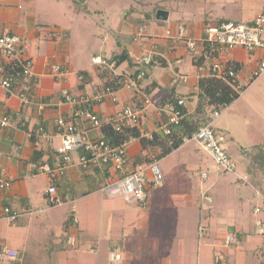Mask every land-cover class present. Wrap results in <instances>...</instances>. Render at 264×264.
<instances>
[{
  "label": "crops",
  "instance_id": "1",
  "mask_svg": "<svg viewBox=\"0 0 264 264\" xmlns=\"http://www.w3.org/2000/svg\"><path fill=\"white\" fill-rule=\"evenodd\" d=\"M259 1H247L245 8H242V6L238 8L237 4L241 2L239 0H213L212 4L215 5V9L206 10L202 8L203 12L197 21H193L191 18L185 19L181 16L172 19L168 23L171 11L167 10L168 18L166 20H162V22L149 21L141 29L135 28L129 18L125 20L122 16L123 29L117 30L116 38H112L109 32L103 33L102 45L92 57L99 55L107 58L121 47L127 49L133 62L143 56L154 57L151 65L146 70L147 74L141 79H136L135 74L138 65L136 66L135 63L130 65L126 61L119 64L100 65L90 60L87 64L76 66L72 62L69 49L72 30L69 28V38H62L61 35L62 30L67 29L68 26L54 20L36 19L34 13L24 14L22 11L24 8H35V0H0V35L5 32H12L20 36L21 43L25 48V57L32 60V74L38 78L35 91L32 97L29 98L30 102L28 104H23L17 95L7 96L5 91L0 93V117L3 114H8L11 119L9 126L3 129L0 128V171H3L11 181L9 188L0 190V218L6 217L5 208H9L11 212L16 214L14 221H8L7 229L9 231L0 237L4 239V241L0 239V253L2 247L17 252L16 258L5 261L0 259V263L107 264L110 251L117 250L116 247L119 246L122 256L120 264H188L184 254H179V251L174 252L175 246H173V244H178L180 239L176 228L180 225V222L184 226L185 219L170 216L166 224L159 223L154 226L153 234L146 231L143 226L140 227L135 223L129 222L131 227L128 228V221L124 226L116 225L114 227L113 224L116 223L118 217L120 218L123 215L128 208L127 205L137 203L124 201L119 196H110L99 192L97 186L102 176L98 167L92 166L86 171L79 169L73 163L77 153H73L72 163L65 169L63 174L55 171L53 173H41L38 170L40 161L35 163L33 155L39 149L44 150L43 160L50 159L53 161L59 155L58 148L61 142L60 137L55 134L54 123L59 117L69 119L71 112L70 106L61 99L60 92L63 89L73 94H92L102 89L106 82H110L111 86L114 87L118 101L112 103L106 99L95 104L94 109L97 115L103 119L123 104H141L144 97H148L150 103L143 105L139 130L142 136L151 137L153 132L164 136L161 125L165 122V118L158 104L164 98L181 97L184 100V117L186 120L194 118L198 78L200 75L209 74L208 66L211 63L220 62L225 65L227 61L238 62L241 69L236 73L237 79L240 84H246L249 75L264 52H247L242 48H224L215 57L207 58L205 68L199 70L193 62L194 54L186 48L185 39L200 38L204 24L208 20L210 23L218 22L220 19L222 21H251L256 15L264 11V1L258 5L257 2ZM255 3L259 6L258 10H254ZM52 4L51 6L54 9H58V3ZM232 8L233 10H231ZM229 10L242 13L244 20H234L222 14ZM135 14H138V12H135ZM55 63L66 67V72L63 75L55 77L51 74L50 66ZM263 72L253 82L257 81L259 77L261 78L264 75ZM251 83L240 93L237 99L244 94ZM190 96L192 97L189 98ZM236 100L221 108L217 116H213L212 113L210 120L215 133L223 137L221 145L234 161L235 169L238 163V166L241 165L243 168L245 159L243 155L238 157L239 151L233 145L235 140L233 133L244 135L245 133H242L239 129L240 126L245 124L248 127L251 126L250 117L245 112L241 113L239 109L235 110ZM244 119L248 120L249 123L244 124ZM41 121L46 122V131L50 134V138L46 140L40 137V146L35 147L32 142L33 138H31L33 133L31 132L37 129ZM78 125L87 132L90 138L101 136L99 129L91 127L87 120L78 119ZM259 144L264 148V145ZM146 151L152 157L158 152L153 148L142 150L137 139L129 141L127 144L129 165L127 170L135 165L146 163L145 161L138 163L136 160L138 156ZM234 152L235 154H233ZM205 153L197 142L187 141L165 156L156 158L163 174L162 184H165L166 176L160 163L164 158L172 155L179 157L182 160L180 163L185 164V167L195 170L196 173L199 172V174L197 173L199 177L201 173L205 172L207 178L215 174L213 181L219 179L222 169L217 168ZM237 173L234 184L237 187L235 190L240 195L243 193L240 178L244 173ZM107 174H109V171H106ZM36 178H40L38 182L35 181ZM50 184L56 187V195L60 199L59 204L52 206L48 205L45 199ZM214 184L216 185V183ZM160 186H150L149 204L152 202L153 190ZM200 189L199 185V190L194 191V193L186 192L182 194V197L184 195L183 198H190L192 205L194 201H197L199 208L203 207L205 203H213L214 189L211 190L210 186L209 191L212 202L206 201L202 196V192L206 188L201 191ZM159 197L158 195L157 198ZM82 200L85 204L90 205V208L85 212L89 218L82 217L81 214L80 216L75 214L76 208L72 203ZM64 204H71L72 208L69 207L68 212L55 209L58 206L63 207ZM93 204L97 205L98 208H94ZM181 205L183 206V204ZM52 209H54L53 212ZM71 211L75 223L70 228L67 236L63 223ZM203 212L200 209L199 214H197L199 225H201L202 219L209 216L210 213L208 212L205 215ZM177 213L179 211H176L175 217ZM105 216H110L111 222L106 233L102 230V222ZM210 223L209 220L205 225L202 224L205 227L202 232L198 228V234H201L202 238L208 235ZM249 224V220L244 223V218H242V225ZM256 224H258V220ZM231 230L240 232L238 240L245 233L254 236V234L261 232V230L257 231L256 228L251 226L245 232L242 226L234 221L233 224L228 226L227 233L220 237L225 238ZM70 236L74 239L73 243L68 240ZM261 237L264 238L263 233ZM103 239L108 241L106 257L104 256ZM200 241L203 242L202 239L197 242L196 264H199L200 251L208 255V264L213 263L212 257L214 254L224 255L227 264H230L229 257L236 254L235 251L231 250L226 252L216 251L213 249L212 244L200 243ZM222 245L227 247L226 243ZM206 247L209 248V252L205 249ZM202 248L203 250H201ZM119 250L117 251L119 252ZM249 250L251 249L245 251L241 257L248 258ZM252 256L255 257L254 254H251ZM258 258L257 264L264 263V255Z\"/></svg>",
  "mask_w": 264,
  "mask_h": 264
},
{
  "label": "rangeland",
  "instance_id": "2",
  "mask_svg": "<svg viewBox=\"0 0 264 264\" xmlns=\"http://www.w3.org/2000/svg\"><path fill=\"white\" fill-rule=\"evenodd\" d=\"M35 1V8H24L22 11L24 14L34 13L36 19L54 20L68 26L72 30L69 49L72 62L76 66L87 64L92 60V55L102 45L103 33L109 32L112 38H116L117 30L123 29L122 16H124L125 11L130 9V7L141 13L150 11L155 5L160 4L162 7L160 6L161 8L159 9L171 11L168 23L172 19L180 18L181 16L185 19L191 18L193 21H197L203 12L202 8L206 10L215 9V5L212 4L213 0H87L88 12L77 9L70 0H59V2L57 0ZM239 1L241 2L237 4V7L242 6L243 8L247 1L251 0H244L245 2L243 0ZM263 1L260 0L257 4L259 5ZM52 3H58V9H54L51 6L53 5ZM257 4H254V10H258L259 6ZM231 10L222 14L234 20H244L241 15L242 13L237 11L232 12ZM126 18L125 16V20ZM234 107L235 110L239 109L241 113L245 112L250 117L249 121L251 122V126L248 127L245 123H249V121L243 120L245 125H241L239 129L242 133H245L244 135L233 133L235 139L233 145L239 151L238 157L243 155L245 159L243 168L241 165L238 166V163L235 171L221 170V173L219 172L220 178L215 181H213L215 174L202 180L201 175L200 177L198 175L199 172L197 174L195 170L187 166L185 167V164L180 163L182 160L179 157H175V155L166 157L160 163L162 171L166 176V181L165 184L153 190L151 204H148L146 207L135 203L127 205L128 208L124 211L123 215L120 218L117 216L118 220L113 224L114 227L116 225L124 226L128 221V223H135L140 227L143 226L146 231L153 234V230H155L154 226L159 223L166 224L170 216L177 219H185L184 226L180 222V225L176 228L180 239L178 240V244H173V246H175L174 252L179 251V254H184L188 264H196L197 242L201 239L203 242L200 241V243L212 244L213 249L216 251H235L236 254L229 257L230 264H257L256 262L259 258L256 256L251 257V253L248 255L251 258L241 256L248 249L252 250L256 247H258L256 253L264 255V238L261 237L262 233L264 234V148L259 144L264 145V75L251 83L244 94L235 101ZM205 154L208 155L207 153ZM237 172L244 173L240 178L241 186H243V193L240 195L235 190L237 187L234 184ZM39 179L36 178L35 181L38 182ZM199 185L201 187L200 191L205 188L210 189L211 186V190L213 188L215 194L213 203H205L201 208H199L197 201H194L192 205L190 198L185 199L183 198L184 195L182 197V194L186 192L194 193V191L199 190ZM158 195L160 196L159 198H157ZM72 204L75 205L76 216H80V214L82 217L86 216L85 212L90 208V205L85 204L83 200ZM69 205L64 204L63 207L58 206L55 209L60 211L66 210L68 212L70 210L68 208L71 207V204ZM92 206L98 208L95 204ZM200 209L204 211L203 214L205 215L210 212L209 216L202 219L201 225H199L197 215ZM176 211H179V213L175 217ZM86 217L89 218V216ZM242 218H244V223L249 220L250 224L246 226L242 225ZM209 220L211 223L208 227V235L206 236L205 234L206 237L202 238L201 234H198V228L204 226ZM257 220L258 224H256ZM234 221L238 222L245 232L250 226L256 228L257 231L261 230V232H259L260 234H254V236L245 233L241 239L226 244L227 247H224L222 244L225 243V238L222 239L220 236H224L227 233L228 226L233 224ZM8 223L6 217L0 218V237L9 231L7 229ZM102 223V230L106 233L107 229L110 228V216H105ZM130 223L128 228L131 227ZM228 235H231V231H229ZM1 240L4 241V239ZM107 242V239H103L105 257L107 255ZM173 242L175 241L173 240ZM259 247L263 249V252H260ZM116 248L119 250V246ZM205 249L209 252V248L206 247ZM119 252L121 251L119 250ZM0 259L1 261L10 260L3 258L1 255ZM199 264H208V255L202 251H200ZM262 264L264 263L262 262Z\"/></svg>",
  "mask_w": 264,
  "mask_h": 264
},
{
  "label": "built area",
  "instance_id": "3",
  "mask_svg": "<svg viewBox=\"0 0 264 264\" xmlns=\"http://www.w3.org/2000/svg\"><path fill=\"white\" fill-rule=\"evenodd\" d=\"M203 40L209 43L212 47L233 49L242 48L247 52H264V11L256 15L251 21H233L224 20L207 25L204 29ZM186 48L190 53L195 51V40L187 38L185 41ZM206 57V56H205ZM11 61H17L22 66V71L25 75H31L32 60L25 57V48L21 43V38L18 34L5 32L0 35V73L3 71V64ZM92 61L100 65H108L109 63L101 56H93ZM150 62V57L143 56L138 59L139 66L135 74L136 79H141L146 75L144 67ZM113 64V63H111ZM205 66L200 65L199 70H203ZM209 74L217 77H225L234 75V71L226 68L223 63L213 62L208 66ZM264 71V53L257 62L256 67L249 75H260ZM52 75L60 76L66 72V67L55 63L50 66ZM80 77V76H79ZM248 79V80H249ZM12 76H0V93L2 91L10 92ZM240 90L241 84L235 86ZM63 102L70 106L71 119L64 118L56 119V132L60 137V147L58 148L59 155L51 160H44L39 163L38 170L41 173H53L54 171L63 174L65 169L72 163V154L83 151L82 154H77L73 163L82 168L98 167L101 173V179L98 182L97 190L103 194L110 196H119L124 201H134L142 207L149 204V188L150 186H160L163 183V174L156 159L143 164L136 165L125 172V167L128 165L127 144L133 137L123 140L119 144H112L101 137L90 138L87 132L80 128L78 119H85L91 127L99 128L102 122L111 124L117 132H123L129 127L140 126V117L143 111V105L150 103L148 97H144L141 104H123L107 118H98L94 109L95 104L108 99L112 103H116L118 98L114 90L109 86H104L99 91L86 93H70L63 89L60 92ZM23 104H28L30 99L25 94L18 96ZM183 101L179 99L178 105ZM75 106V108H73ZM41 108V107H40ZM159 109L165 113L167 122L161 125V131L164 135L172 132L169 126L179 125L182 118L180 110L170 104L168 101L159 105ZM219 110L213 112V116H217ZM11 124L8 116L0 117V128H6ZM33 144L35 147L40 146L39 138L46 140L50 138L43 126H39L32 134ZM223 137L217 135L213 130L210 121L201 125L196 131L190 135L183 136V142L195 141L197 144L211 157L217 168L229 171L235 170V163L230 158L226 150L222 147L221 141ZM106 171L109 174L106 175ZM111 174V175H110ZM202 180L207 179L206 173H201ZM11 186V181L3 171H0V190L7 189ZM202 196L208 202H212V196L209 189L202 192ZM46 202L48 205H56L60 203V199L56 195V187L50 184L46 191ZM4 213L9 222L15 219V213L9 214V209L5 208ZM74 220V217H73ZM204 226H200L202 232ZM71 243L74 242L72 236L68 239ZM234 242L232 235L225 237V243ZM0 255L3 258L14 259L17 257L15 250H10L5 247L1 248ZM122 256L119 252L110 251L108 264H120Z\"/></svg>",
  "mask_w": 264,
  "mask_h": 264
},
{
  "label": "trees",
  "instance_id": "4",
  "mask_svg": "<svg viewBox=\"0 0 264 264\" xmlns=\"http://www.w3.org/2000/svg\"><path fill=\"white\" fill-rule=\"evenodd\" d=\"M70 1L74 4V6L77 9L84 11V12H88L87 0H70ZM160 6H161L160 4H157L152 10L141 12L136 15H135V12L137 11L133 9L132 7H130V9L125 11L123 17L125 18L126 16L127 18L130 19L131 24H133L135 28L141 29L146 24H148L149 21L162 22V20H158L155 18L156 10L162 7ZM220 20L218 22H220ZM211 23L209 22V20L206 21L203 27L202 36L198 39H194L196 45H195V51L192 54H194L193 62L196 65L197 69L200 65H203V66L206 65L207 58L215 57L220 52V50L224 49V48H219L218 46L212 47L209 43L203 40L204 29L207 25ZM61 35H62V38H69L70 29L67 28V29L62 30ZM104 59L109 64L111 63L119 64V63L126 61L130 65L135 63L136 66L137 65L139 66V63L137 62L139 58L133 62V60L130 57L129 52L124 47H121L118 51L111 53L109 57L104 58ZM153 60H154V57L150 58L149 64L146 65V67H144L146 74H147L146 70L148 66L151 65V62ZM225 67L232 69L234 71V75L229 76L227 74L225 77H217L212 74H206V75L203 74L199 76L198 83H197L198 92L195 95L196 104H195L193 119L186 120V118L184 117V114H185V109L183 108L184 100L181 97L171 96L170 98L167 97L158 102L159 105H162L164 102L168 101L170 104H172L173 106H175L176 108L180 110L182 118L179 122V125H172V124L169 125L172 128L171 133L162 136L156 132H153L151 137H146V136L141 135L140 130L137 127H129L125 129L123 132H117L112 127L111 124L104 122L103 118H101L98 115V118L103 121L102 125L98 128L100 131V135H101L100 137L112 144H119L123 140L133 137L139 141L142 147V150L143 149L148 150L150 148L158 150L156 155L153 157L149 155L147 151L145 153H142L140 156H138V159H136L138 163L142 161L150 162L153 159L161 158L165 156L166 154L170 153L173 149L177 148L179 145L183 143V140H182L183 136L190 135L193 131H196L201 125L208 123L211 120V114L214 111L220 110L221 108H224L225 106L229 105L234 100H236L238 96L240 95V93L257 77L256 75L252 76L251 79H249L246 84H241V88L240 90H238L235 88V86L240 83L237 79L236 73L238 70L241 69V65L235 61H227L225 63ZM0 76H12L13 80L11 83V91L6 93L7 96H10V95L19 96L20 94H25L26 97L31 98L33 95V92L35 91L36 85L38 83V78L35 75L31 74L27 76L23 73L22 66L17 61H11V62L4 63L3 71L0 73ZM79 76L81 77V75ZM105 86H109L112 90H114L113 89L114 87L111 86L110 82H106ZM191 97L192 96H190L189 98ZM179 99L183 101L181 105L177 104V101ZM73 108H75V106ZM162 113L165 118L164 123H166L167 117L165 116L164 112ZM3 115H6L9 117L8 114H3ZM64 119L67 121L71 119V117L69 119L68 118H64ZM45 124H46L45 121L44 122L41 121L38 127L44 125L43 127L46 131L47 125ZM54 130L56 132V121L54 123ZM82 153L83 151H78L77 154L79 155ZM43 155H44V150L39 149V151H36L33 155L34 157L33 160L35 161V163L39 161L40 162L44 161L42 158ZM263 157H264V154H263ZM78 167L79 169H82L83 171H86L87 169L90 168V167L82 168L80 166ZM128 167L129 165L125 167V172L128 171L127 170ZM14 213L15 212H11V210L9 209V214H14ZM15 219H16V216H15ZM74 223L75 222L73 220V214L71 211L68 213V216L63 223V228L66 231L67 236L69 235V230L73 226ZM231 235L234 237V242H235L239 238L240 232L231 230ZM259 248H260V252H263V249H261V247ZM257 250L258 248L254 249L253 251H250L249 254L251 253L257 257H260V256L263 257V255L256 253ZM212 260H213L212 264H227L226 258L224 255L214 254L212 257Z\"/></svg>",
  "mask_w": 264,
  "mask_h": 264
},
{
  "label": "water",
  "instance_id": "5",
  "mask_svg": "<svg viewBox=\"0 0 264 264\" xmlns=\"http://www.w3.org/2000/svg\"><path fill=\"white\" fill-rule=\"evenodd\" d=\"M155 18L158 20H166L168 18V11L163 9L156 10Z\"/></svg>",
  "mask_w": 264,
  "mask_h": 264
}]
</instances>
